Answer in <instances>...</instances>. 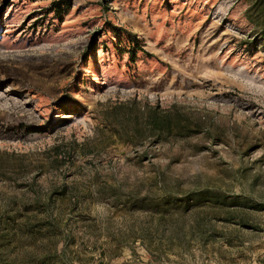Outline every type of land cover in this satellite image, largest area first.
Segmentation results:
<instances>
[{
  "label": "rangeland",
  "instance_id": "374dc122",
  "mask_svg": "<svg viewBox=\"0 0 264 264\" xmlns=\"http://www.w3.org/2000/svg\"><path fill=\"white\" fill-rule=\"evenodd\" d=\"M54 1L0 0V264H264V0Z\"/></svg>",
  "mask_w": 264,
  "mask_h": 264
},
{
  "label": "trees",
  "instance_id": "16d2710c",
  "mask_svg": "<svg viewBox=\"0 0 264 264\" xmlns=\"http://www.w3.org/2000/svg\"><path fill=\"white\" fill-rule=\"evenodd\" d=\"M71 0H58L54 1L52 4V8L54 11H59L63 4L69 5ZM59 14V13H57ZM264 40V37H263ZM133 46L129 49L131 54H135V46H139L138 42L135 40ZM129 106V104H125ZM129 106L128 113L121 114L120 122L122 126H126L127 128H133L137 130L138 128H143L149 133L152 134L158 141L167 136L168 132L175 126L179 128L174 129L178 135L183 137L189 136V127L187 125H179L180 119L177 116L172 115L169 112L161 111L157 106L155 107H147L143 109L138 108V113L134 108ZM130 111V112H129ZM181 126V127H180Z\"/></svg>",
  "mask_w": 264,
  "mask_h": 264
}]
</instances>
